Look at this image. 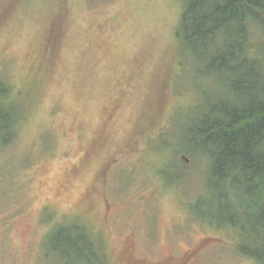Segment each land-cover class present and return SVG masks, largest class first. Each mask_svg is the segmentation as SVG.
<instances>
[{"label": "rangeland", "instance_id": "374dc122", "mask_svg": "<svg viewBox=\"0 0 264 264\" xmlns=\"http://www.w3.org/2000/svg\"><path fill=\"white\" fill-rule=\"evenodd\" d=\"M182 8L0 0V76L31 104L0 148V264H59L49 239L62 224L86 228L107 264H255L236 232L207 224L202 161L180 155L171 186L159 174L186 119L223 88L183 55Z\"/></svg>", "mask_w": 264, "mask_h": 264}, {"label": "trees", "instance_id": "16d2710c", "mask_svg": "<svg viewBox=\"0 0 264 264\" xmlns=\"http://www.w3.org/2000/svg\"><path fill=\"white\" fill-rule=\"evenodd\" d=\"M182 3L176 33L182 53L186 56L189 47L206 76L216 77L223 88L203 103L204 110L186 119L178 153L159 174L171 186L180 181L174 172L186 168L185 162L202 161L216 201L215 208L206 206L207 224L236 232V252L264 264V42L256 40L259 34L264 39V0ZM27 98L0 76L1 149L18 139L31 105ZM94 239L86 228L62 224L52 232L49 244L59 264H107Z\"/></svg>", "mask_w": 264, "mask_h": 264}]
</instances>
